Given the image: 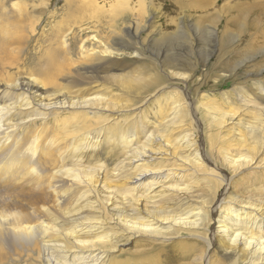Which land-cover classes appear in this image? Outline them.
Returning a JSON list of instances; mask_svg holds the SVG:
<instances>
[{"label": "bare ground", "instance_id": "obj_1", "mask_svg": "<svg viewBox=\"0 0 264 264\" xmlns=\"http://www.w3.org/2000/svg\"><path fill=\"white\" fill-rule=\"evenodd\" d=\"M30 17L26 11L15 16L0 12V51L25 41ZM53 52L43 59L41 78L31 74L8 84L0 80V150L4 145L0 152L7 153L0 161V172L22 188L43 187L52 197L47 206L26 205L25 214L0 211V264H6L9 249L30 256L51 250L71 264H108L112 251L106 248L117 236L170 233L180 237L182 232L205 241L203 264L212 250L221 252L229 264H264V82L240 105L228 94L219 103L195 105L192 113L199 125L193 127L188 103L171 93L167 100L172 102L164 100L163 94L172 86L168 81L178 75L169 77L165 86L159 75L147 83L146 67L137 61L133 75L115 76L113 67L102 65L106 75L101 81H95L97 77L89 81L90 70L100 64L69 68L55 59L59 51ZM168 61V69L188 68ZM130 78L136 83L129 84ZM116 96L134 101L136 96L137 102L121 103ZM56 111H68L91 125L48 143L45 132L37 134L34 129L37 121L45 124ZM133 113L134 117H126ZM140 113L145 115L142 126ZM205 120L208 125L202 123ZM29 123L31 133L15 138ZM198 127H209L203 134L211 153L205 151L202 157ZM39 152L51 154V160L44 169L32 170L35 164L42 165L35 161ZM102 159L108 160L107 167L99 162ZM38 170L50 175L42 177ZM25 174L30 177H22ZM204 180L214 192L211 195L220 198L207 214L191 205ZM233 186L250 196L245 199L237 193L236 198H228ZM208 216L215 221L214 233ZM192 228L209 235L193 233Z\"/></svg>", "mask_w": 264, "mask_h": 264}, {"label": "rangeland", "instance_id": "obj_2", "mask_svg": "<svg viewBox=\"0 0 264 264\" xmlns=\"http://www.w3.org/2000/svg\"><path fill=\"white\" fill-rule=\"evenodd\" d=\"M1 4L0 12L4 15L15 16L26 11L31 16L30 23L27 22L29 28L23 33L25 41L0 51V80L6 84L31 74L41 78L40 73L45 67L43 59L52 50L53 53L59 51L55 53L59 64H69V68H91L100 64L98 70H90L89 81L96 77L95 81H101L100 78L106 75L102 65L113 67L110 71L115 76L133 75L139 65L137 61H140L146 67L144 78L147 83L159 75L165 86L169 77L178 75L176 80L169 78L168 83L172 86L163 94L164 100L172 102L167 100L171 93L176 99L188 103L189 120L193 127H197L199 124L194 120L192 108L194 110V107L210 101L219 103L225 94L235 105H240L248 94H256V89L261 88L260 82H264V0H1ZM168 59L175 60L173 66L186 64L188 68L168 69ZM135 83L133 78L129 79V84ZM62 85L69 87L65 82ZM134 97L135 101L132 97L116 96L115 99L133 105L137 102ZM160 104L163 101L160 100ZM140 114L138 118L142 126L145 115ZM134 115L127 114L126 117L130 119ZM195 118L198 120L200 116ZM36 123L35 133L41 134L43 130L48 143L69 138L91 125L88 121L71 117L68 111L53 112L45 124ZM202 123L208 125L207 120ZM198 128L203 138L200 155H205V151L211 153L203 134L206 131L207 135L209 127ZM29 133L31 123L19 129L15 138ZM27 145L31 146V138ZM1 148L3 151L4 145ZM6 154H0V161ZM50 155L39 152L35 161L42 165L35 164L32 170L44 169L46 161L51 160ZM84 158L88 157L85 155ZM203 161L207 165V160ZM99 162L105 167L109 164L107 159ZM78 169L86 173L85 168ZM38 171L42 177L50 175L47 170ZM3 175L0 172V211L25 214L26 205L31 208L47 206V201L52 198L43 187L22 188L14 184L11 176ZM22 177H30V174ZM204 181L206 183L198 185L197 191L200 192L193 193L194 203L191 205L207 214L220 198L211 195L214 192L207 188L208 181ZM233 188L228 198L231 195L236 198L237 193L245 199L250 196L237 186ZM210 218L206 221H210L214 233L215 221ZM193 233L209 235L205 230L195 229ZM191 235L182 232L180 237H173L170 233L164 236L139 233L131 238L117 236L111 247L106 248L112 251L108 264H203L200 257L206 253L205 241ZM9 250L6 264H71L69 259L63 260L60 254L51 250L31 253V256ZM209 259L207 264L231 262L218 250H212Z\"/></svg>", "mask_w": 264, "mask_h": 264}]
</instances>
